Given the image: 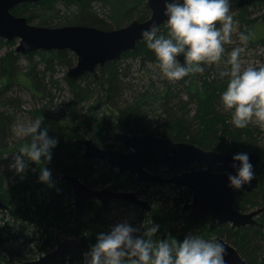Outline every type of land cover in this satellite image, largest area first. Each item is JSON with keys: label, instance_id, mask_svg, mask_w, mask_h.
Returning <instances> with one entry per match:
<instances>
[{"label": "trees", "instance_id": "1", "mask_svg": "<svg viewBox=\"0 0 264 264\" xmlns=\"http://www.w3.org/2000/svg\"><path fill=\"white\" fill-rule=\"evenodd\" d=\"M95 1L104 3L103 13L93 7ZM118 3L125 7L122 23L116 17ZM58 4L56 0L27 2L12 12L27 17L29 23L38 26L87 25L102 30L119 28L136 19L145 21L151 13L144 0L64 1L62 11ZM230 5L238 8V14L233 18L238 22L239 33H253L249 42L264 48V0H230ZM161 31L166 33V27L162 26ZM15 44L16 40L0 39V199L9 207L8 211H0V214L9 215L8 220L2 219L0 223V264H24L48 253L57 233L62 237L80 238V246L72 258L57 259L49 264H83L84 254L95 244L98 233L111 229L106 228L109 205H101L89 224L76 219L71 205L66 204V195L71 193L72 186L54 176L61 170L77 175L85 184L89 181L92 188L111 185L115 191H135L140 197L151 195L157 205L156 211H152L153 208L150 212L141 210L139 224L144 223V226L137 235H142L151 222L159 225L156 233L159 239L171 236L182 241L190 234H200L214 241L220 237L236 248L248 264H264V213L258 218L257 226L241 229H233L231 224L220 225L210 216L189 219L184 208L192 202L193 194L188 188L167 184L172 191L163 192L167 185H140L135 175H122L105 161H85L82 156L87 134L93 135L96 145L103 149H114L118 142L113 138L114 143L108 144L110 118L113 117L104 111L105 106L117 112L118 117L113 118L115 128L126 129L125 132L132 135L154 134L222 153L247 150L259 153L264 161L261 144L264 126L248 124L237 128L231 123V113L220 111L221 92L227 84V78L222 79L219 75L226 67L223 62L206 64L203 73L192 74L181 81L165 78L158 87L154 84L134 85L128 80L133 64L127 61H137L144 68L156 65L154 53L142 41L122 59L99 68L97 75L86 73L76 81L65 77L73 95V118L80 117L81 120L75 122L72 118L71 126L62 134L49 132V136L58 140L51 161L46 162L52 172V186H49L39 180V168L44 167V161H29L22 174L3 164L4 154L8 152L6 139L17 116L23 112L15 88L26 87L41 99L54 100V90L60 83L54 77L60 67L69 70L74 67L76 56L69 50L36 51L23 56L12 49ZM6 46L12 50L3 54ZM224 48L226 60V44ZM35 56L40 59L35 60ZM22 59L29 61L26 71L20 67ZM180 59L182 61L183 57ZM31 113L40 118L42 110L35 109ZM26 142L19 141L12 150L18 151ZM123 148L119 150L123 151ZM67 161L74 162L66 168ZM257 173L261 178L259 189L237 195L235 207L242 212L264 208V168ZM94 202L90 201L89 205Z\"/></svg>", "mask_w": 264, "mask_h": 264}, {"label": "water", "instance_id": "2", "mask_svg": "<svg viewBox=\"0 0 264 264\" xmlns=\"http://www.w3.org/2000/svg\"><path fill=\"white\" fill-rule=\"evenodd\" d=\"M41 0H0V39L17 40L16 52L26 56L36 51L69 50L77 58V64L68 72L69 80L76 81L84 74L96 75L98 69L108 62L122 59L142 42L141 31L155 23L165 25L164 0H145L151 15L145 21L138 19L123 27L102 30L87 25H65L57 27L38 26L29 23L25 16H17L12 10L23 3H37ZM82 1V0H56ZM126 151L101 149L93 140L85 141L84 159L102 160L120 174L135 175L138 184H172L188 188L192 202L189 217L194 220L206 216L214 218L218 224H231L233 228L258 225L257 218L264 208L242 212L235 207L239 192L251 193L258 190L261 180L256 174L264 168L259 153L247 151L254 166L255 176L242 189L232 190L227 186V176L234 173L232 156L234 153H221L203 149L191 142H175L154 134L131 135L128 132L116 135ZM217 167L220 171H216ZM150 169L179 171L170 177L151 172ZM65 180L73 188L76 197L77 216H86L88 202L96 199L103 206L113 201L133 205L150 212L152 206L135 191H114L111 188L92 189L74 175L67 174ZM9 207L0 199V211ZM225 248L226 264H248L223 238H216ZM57 247L51 253L24 264H49L57 259L72 258L80 246L78 237H62L56 234Z\"/></svg>", "mask_w": 264, "mask_h": 264}, {"label": "clouds", "instance_id": "3", "mask_svg": "<svg viewBox=\"0 0 264 264\" xmlns=\"http://www.w3.org/2000/svg\"><path fill=\"white\" fill-rule=\"evenodd\" d=\"M166 33L160 25L151 24L141 31V37L156 59L162 77L177 82L192 74L203 73L206 64L223 62L219 73L227 78L220 100L231 110V123L237 128L247 127L253 119L264 126V66L242 68L240 54L245 50L251 32H240L243 46L231 50L224 60V45L231 41L234 24L230 0H164ZM180 57H183L181 61ZM42 119L19 122L18 136L27 142L15 153L10 168L22 174L29 161H44L39 168V180L52 186V172L46 162L58 140L49 136L48 127L41 129ZM234 173L227 176V186L242 189L255 176L247 151L232 156ZM159 225L150 222L142 235L127 220L119 222L107 232H100L96 242L84 254L83 264H226L225 248L218 241L200 234L187 235L182 241L169 236L156 238Z\"/></svg>", "mask_w": 264, "mask_h": 264}, {"label": "rangeland", "instance_id": "4", "mask_svg": "<svg viewBox=\"0 0 264 264\" xmlns=\"http://www.w3.org/2000/svg\"><path fill=\"white\" fill-rule=\"evenodd\" d=\"M145 1V0H144ZM146 2V1H145ZM63 2L59 1L58 7L60 8V10H64L65 7L63 6ZM102 5L104 6L103 2H99V1H95L93 2V7L96 9H99V11L101 13H103V9H102ZM101 8V9H100ZM123 8H125L122 4L118 3L115 6V10H116V14H117V19H119V23L123 22V20H121V18L124 17V12ZM230 10L232 11V15L233 17H235L238 14V8L236 5H230ZM122 14V15H121ZM256 15H254V17H256ZM130 23V22H129ZM128 23V24H129ZM126 24H123L121 27L126 26ZM166 27V25L164 26ZM18 45V41H16L15 46L12 47L13 50H16ZM243 46L242 42L239 39V28L237 26V23L234 24V28H233V32H232V36H231V41L226 43V47H227V57L229 53L231 52V50L235 47H241ZM9 46H6L3 50L2 53H8V51L12 50ZM35 60H39V56H35L34 57ZM264 58V48L259 46V45H255L252 44L251 42H248L247 46L245 47V50L240 54V62L242 65V68H247L249 66L251 67H256L259 68L262 65V59ZM126 63H132V70H131V76L128 79L129 81H131L134 85L140 83V85H144V84H154L155 87H158L161 83V81L163 79H165L164 77H162V75L160 74L158 68L156 67V65L150 64L148 67H142L137 61L131 62V61H127ZM29 61L22 59L20 62V67L26 71V67L28 66ZM77 64V58H76V62L75 65ZM69 72V68L68 69H63V68H59L57 74L55 75V80H58L60 83L58 84V89L54 90V100L51 99H41L37 96H35L34 92H31L29 88L25 89H18L15 88V90L18 93V99H19V103H21V107L23 109V112L21 114H19L17 116V119L14 123V125L11 127V132L9 137H7L8 139H6V148L8 149V152L6 154H4V165L7 167H10V165L13 163L14 160V155L17 151L12 150V148L18 144L19 141H24L27 140V138L18 136L16 133V125L23 121V122H28V121H32V120H36V119H42V124H41V129H43L44 127H48L49 132H52L53 134H62L64 133L70 126H71V122H72V118H73V109H72V104H73V95L71 93V88L70 85L68 84V82L65 80V77H67ZM29 89V90H28ZM79 107H82V105H80ZM35 109H41L42 113H40V118H35L33 116V114L31 112L35 111ZM104 111L107 114H111L109 116L113 117L116 119V117H118L117 112L113 111V110H108L105 108L104 106ZM220 111L223 114H229L231 113V110H226L223 106V104L221 103L220 105ZM114 115V116H113ZM112 121L110 120V130L108 132V136L110 138V140L108 141V144H112L114 143L113 138H115V135L118 133H123L126 131V129H118L115 128L116 125V121L113 119ZM75 122H80L81 118L79 117V119L73 118ZM249 125H255V126H259L261 124L257 123L254 119L252 121H250ZM262 126V125H261ZM130 134V133H129ZM132 135V134H131ZM93 135L91 134H87L85 137L86 139L92 138ZM262 139V138H260ZM115 148L116 150H119L123 145L118 141L115 143ZM261 144L264 146V139L261 140ZM85 153V147L84 150L82 151V156ZM68 165L66 164V168L71 165L74 161H67ZM12 171H14L15 169L10 168ZM181 171L177 172V174H179ZM67 173V171L65 170H61L60 172H56V174L54 175L56 178L60 179L61 181H65L64 180V175ZM164 174V173H163ZM164 176H168V175H164ZM93 179V178H92ZM87 185L94 187L91 185V183L89 181L86 182ZM96 188L99 189H103V188H112L111 185H100ZM127 190V189H126ZM172 191L171 187H169L168 185L166 187L163 188V192H170ZM165 194V193H164ZM142 198L149 202L152 207L153 210L152 211H156V207L157 205L153 202V197H151V195H143ZM69 199V201H68ZM66 204L68 206L71 205V210L74 212V216L76 217V219L80 222V223H86L89 224L92 219L94 218V216L96 215V211L99 209V207L102 205L101 203H99L97 200H92L94 203L92 205H88L87 209H86V216L83 219H78L77 217V211H76V202H75V194L73 192V188L71 190L70 194L66 195ZM71 202V203H70ZM162 204V203H160ZM256 209L259 208H253L251 209V211H254ZM146 212V211H145ZM246 212H250V211H246ZM140 213H141V209L137 208L136 206H132V205H124L121 203H117V202H113L109 205V211L106 212L107 218H106V228L108 227H112L115 224L122 222V221H129L133 224V226L137 227L139 229V231L143 228V224L141 225L139 224V217H140ZM187 215L188 212L186 211ZM150 215H152L151 213H149ZM9 215L6 213H2L0 214V223L2 222V219H6L8 220ZM260 218V217H259ZM57 244L54 243L53 246L50 248L49 252L54 250L56 248ZM47 253L41 254L39 255L35 260L39 259L41 256L46 255Z\"/></svg>", "mask_w": 264, "mask_h": 264}, {"label": "bare ground", "instance_id": "5", "mask_svg": "<svg viewBox=\"0 0 264 264\" xmlns=\"http://www.w3.org/2000/svg\"><path fill=\"white\" fill-rule=\"evenodd\" d=\"M31 24H32V23H31ZM34 25H35V24H34ZM164 26H165V25H164ZM19 54H20V53H19ZM75 66H76V65H75ZM75 66H74V67H75ZM72 68H73V67H72ZM70 69H71V68H70ZM97 74H98V73H97ZM97 74H96V75H97ZM67 77H68V75H67ZM81 77H82V76H81ZM81 77H80V78H81ZM80 78H79V79H80ZM68 79H69V78H68ZM79 79H78V80H79ZM70 81H72V80H70ZM123 133H127V132H123ZM123 133H118V134H123ZM118 134H116V135H118ZM116 135H115V139H116L117 141H119V140L116 138ZM89 139L93 140L92 138H89ZM89 139H86V140H89ZM86 140H85V141H86ZM93 141H94V140H93ZM119 142H120V141H119ZM84 143H85V142H84ZM94 143H95V142H94ZM120 143H121V142H120ZM95 144H96V143H95ZM121 144H122V143H121ZM122 145H123V144H122ZM84 146H85V144H84ZM96 146H97V145H96ZM97 147H98V146H97ZM99 148H100V147H99ZM101 149H103V148H101ZM109 150H116V149H109ZM117 151H119V150H117ZM215 152H217V151H215ZM221 153H222V152H221ZM261 157H262V156H261ZM83 158H84V155H83ZM84 160H85V159H84ZM94 160H95V159H94ZM85 161H86V160H85ZM89 161H91V160H89ZM100 161H102V160H100ZM106 163H107V162H106ZM257 172H259V171H257ZM257 172H256V174L258 175ZM67 174H69V175H74V174H70V173H67ZM67 174L64 175V180H65V176H66ZM74 176H77V175H74ZM77 177H78V176H77ZM168 177H170V176H168ZM258 177L260 178L259 175H258ZM78 178H79V177H78ZM79 179H80V178H79ZM80 180H81V179H80ZM260 180H261V178H260ZM65 181H66V180H65ZM66 182H67V181H66ZM81 182H82L83 184H85L82 180H81ZM67 183H69V182H67ZM69 184H70V183H69ZM70 185H71V184H70ZM85 185H87V184H85ZM71 186H72V185H71ZM87 186H88V185H87ZM88 187H90V186H88ZM178 187H179V186H178ZM72 188H73V186H72ZM90 188H92V187H90ZM182 188H184V187H182ZM92 189H97V188H92ZM103 189H104V188H103ZM112 190H113V189H112ZM114 191H115V190H114ZM73 192H74V188H73ZM74 194H75V193H74ZM92 200H96V199H92ZM92 200H90V201H92ZM90 201H89V202H90ZM75 202H76V197H75ZM89 202H88V205H89ZM113 202H120V201H113ZM113 202H112V203H113ZM121 203H123V202H121ZM148 203H149V202H148ZM110 204H111V203H110ZM110 204H109V205H110ZM149 204H150V203H149ZM189 204H190V203H189ZM189 204H188V205H189ZM150 205H151V204H150ZM107 206H108V205H107ZM151 206H152V205H151ZM186 206H187V205H186ZM186 206H185V208H186ZM152 208H153V207H152ZM185 208H184V210L188 212V215H187L188 218L191 219V218L189 217V215L191 214V210H190V209H185ZM259 209H262V208H259ZM256 210H258V209H256ZM254 211H255V210H254ZM250 212H251V211H250ZM263 213H264V212H263ZM263 213H261L260 216H261ZM260 216H259V217H260ZM77 217H78V216H77ZM259 217H258V218H259ZM258 218H257V221H258ZM78 219H79V218H78ZM258 222H259V221H258ZM247 226H256V225H247ZM247 226H243V227H247ZM243 227H241V228H243ZM241 228H233V229H241ZM55 243L57 244V242H56V237H55ZM56 247H57V246H56ZM54 250H55V249H54ZM54 250H52V251H54ZM52 251L48 252L47 254L51 253ZM47 254H46V255H47ZM43 256H45V255H43ZM43 256H41V257H43ZM41 257H40V258H41ZM37 260H38V259H37ZM32 261H34V260H32Z\"/></svg>", "mask_w": 264, "mask_h": 264}, {"label": "flooded vegetation", "instance_id": "6", "mask_svg": "<svg viewBox=\"0 0 264 264\" xmlns=\"http://www.w3.org/2000/svg\"><path fill=\"white\" fill-rule=\"evenodd\" d=\"M147 4V3H146ZM129 133V132H128ZM119 151H121V150H119ZM123 151H126V149L125 148H123ZM215 170L216 171H220L217 167H215ZM150 171L151 172H154V173H156V174H160V175H162L163 173L164 174H166V175H168V176H171V174L173 175V174H177V171H173V172H170V171H168V170H166V169H150ZM157 172H160V173H157ZM162 176H164V175H162ZM166 177V176H165ZM136 178V177H135ZM242 192V191H241Z\"/></svg>", "mask_w": 264, "mask_h": 264}]
</instances>
